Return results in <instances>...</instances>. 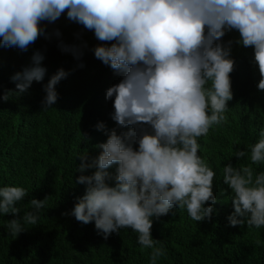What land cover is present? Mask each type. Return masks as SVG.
<instances>
[{
    "label": "clouds",
    "instance_id": "clouds-1",
    "mask_svg": "<svg viewBox=\"0 0 264 264\" xmlns=\"http://www.w3.org/2000/svg\"><path fill=\"white\" fill-rule=\"evenodd\" d=\"M65 10L69 20L94 30L98 40L115 41L93 51L122 74L121 81L106 90V99L114 97L112 120L132 126L118 134L104 122L96 125L107 140L95 146L101 149L98 155L79 157L77 183L87 187L70 214L84 224L94 221L105 238L131 228L138 233L139 245L151 249L150 264H158L166 251L151 235L153 218L178 206L194 221L210 219L217 201L216 173L198 155V139L227 122L233 99L229 74L235 63L230 57L233 41L221 40L227 32L238 30L241 39L236 43L253 47L261 74L257 88L264 90V0H0V46L27 51L38 37L50 38L42 22L56 21ZM60 47L77 59L83 55L75 46ZM43 59L36 52L37 66L11 77L19 93L33 80H43ZM69 74L60 68L44 85L43 110L57 101L56 85ZM259 136L250 146V164L223 166V183L233 193L231 226L246 222L264 227V171L253 168L264 164V128ZM246 154L234 152L237 158ZM113 164L114 177L107 171ZM91 168L96 169L91 175L83 174ZM113 179L114 186L109 183ZM27 195L22 186H0V215L18 214L17 203ZM46 203L47 197L31 199L32 210L9 220L8 231L17 236L25 225H36Z\"/></svg>",
    "mask_w": 264,
    "mask_h": 264
},
{
    "label": "trees",
    "instance_id": "trees-1",
    "mask_svg": "<svg viewBox=\"0 0 264 264\" xmlns=\"http://www.w3.org/2000/svg\"><path fill=\"white\" fill-rule=\"evenodd\" d=\"M66 12L52 23L42 22L50 38L38 37L27 51L0 46V186H22L28 191L17 203L18 214L0 215V264H150L151 249L139 245L138 233L131 228L105 238L94 221L84 224L70 214L87 187L77 183L79 157L98 155L101 149L95 146L107 140L96 125L104 122L118 134L132 126L121 127L112 120L114 97L106 99V90L119 83L122 74L103 64L93 51L115 41L98 40L94 30L69 20ZM240 39L236 29L221 38L233 41L230 57L235 61L229 74L233 99L228 102L227 122L198 139V155L216 173L214 211L210 219L194 221L186 208L173 206L168 214L153 218L151 235L166 251L158 264H264V227L229 224L233 193L222 175L225 164L239 167L251 163L250 146L258 142L264 128V90L257 88L261 74L253 47L237 44ZM61 44L75 46L83 55L77 59L71 51H62ZM36 52L44 56L39 62L46 69L44 78L33 80L19 93L11 77L37 66L33 60ZM60 68L70 74L56 85L57 101L43 110L44 85ZM6 92L10 95L5 101ZM238 149L246 156H234ZM116 168L113 164L107 171L114 177ZM253 168L259 173L264 164ZM95 170L86 169L83 174ZM109 183L114 186L115 180ZM45 197L47 203L37 224L25 225L24 231L13 236L7 222L31 211V199Z\"/></svg>",
    "mask_w": 264,
    "mask_h": 264
}]
</instances>
